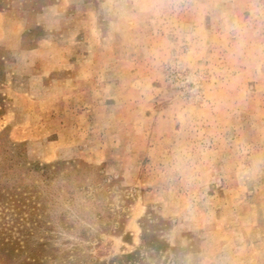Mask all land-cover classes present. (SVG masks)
I'll list each match as a JSON object with an SVG mask.
<instances>
[{"label":"rangeland","instance_id":"374dc122","mask_svg":"<svg viewBox=\"0 0 264 264\" xmlns=\"http://www.w3.org/2000/svg\"><path fill=\"white\" fill-rule=\"evenodd\" d=\"M5 239L264 264V0H0Z\"/></svg>","mask_w":264,"mask_h":264},{"label":"trees","instance_id":"16d2710c","mask_svg":"<svg viewBox=\"0 0 264 264\" xmlns=\"http://www.w3.org/2000/svg\"><path fill=\"white\" fill-rule=\"evenodd\" d=\"M4 176L6 175L3 172ZM14 206V203H12ZM11 204V205H12ZM144 239V244L143 247L145 249H150V250H155V251H163L164 249H162V243L157 240V241H151L146 239V237H143ZM20 240L18 241H14V240H10L8 239L6 241L4 240H0V251L5 252L6 255L3 256V260L5 262V264H10L13 263V261L16 259V256H13V252L14 250L10 249V245L11 246H15L16 244H19ZM7 247H9V249H7ZM144 252L141 250L132 252V253H128V254H124L122 255V257H120L117 260L112 261L111 264H147L145 263V257H144ZM37 260L34 258L33 262L35 263ZM70 264H104L102 262L97 261V259L91 255H85V253H83L82 251H79V249H73L71 250L70 253Z\"/></svg>","mask_w":264,"mask_h":264}]
</instances>
